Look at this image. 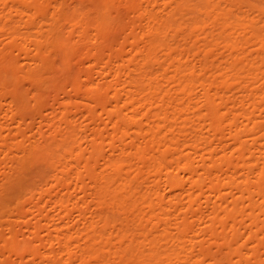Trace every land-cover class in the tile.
Returning <instances> with one entry per match:
<instances>
[{"label": "bare ground", "instance_id": "6f19581e", "mask_svg": "<svg viewBox=\"0 0 264 264\" xmlns=\"http://www.w3.org/2000/svg\"><path fill=\"white\" fill-rule=\"evenodd\" d=\"M123 1L0 0V262L264 264V0Z\"/></svg>", "mask_w": 264, "mask_h": 264}, {"label": "rangeland", "instance_id": "374dc122", "mask_svg": "<svg viewBox=\"0 0 264 264\" xmlns=\"http://www.w3.org/2000/svg\"><path fill=\"white\" fill-rule=\"evenodd\" d=\"M123 2H124V4H123ZM125 4H126V2L122 0V4H121V6L124 7ZM126 8H128V7H126V5H125V7H124L123 10H122V14H121L120 16L124 17V16L127 15L126 12L128 11V9H126ZM124 10H125V11H124ZM126 10H127V11H126ZM130 10H131V9H130ZM130 10H129V11H130ZM129 11H128V13H129ZM131 11H132V10H131ZM131 11H130V13H129V14H130V15H129L130 19H128V20L126 19L127 21H129V20L131 21L132 18L134 17V16H133V13H132ZM125 13H126V14H125ZM131 13H132V14H131ZM124 14H125V15H124ZM131 15H132V16H131ZM126 17L129 18L128 15H127ZM118 28L121 29V30L119 31ZM118 28H117V30H114L113 32H116V31H117V32H119V34H120L121 36L125 35L124 32L122 31V30H123L122 27H118ZM124 31H125V30H124ZM117 32H116V33H117ZM126 32H129V31L126 30L125 33H126ZM122 34H123V35H122ZM82 51H84V49H82ZM15 52H16V54H15ZM15 52H14V55H16L15 57H17V56H18V53H17V51H15ZM12 54H13V53H12ZM80 56H81V55L78 56V54L75 56L76 59H77L78 61H81V60L83 59V56H82V58H80ZM75 57H74V60H76ZM78 61H75V62H78ZM20 63H21V62H20ZM20 63H19V64H20ZM20 65H21L22 67H20ZM20 65H18V66H19L21 69H23V70H27V69H28V68H27L28 66H27L26 64H23V62H22ZM86 65H88V63H87ZM45 75H46V74H45ZM95 76L98 78V75H97V74L94 75V78H96ZM33 83H34V84H33ZM40 83H41V82H39V81H36V83H35V81H31V80L29 81L28 79H26V80H24V81L22 82V84H23V85H22V89L29 93V94L27 93V97H28V99H31V100H29V104H30V106H31V104H34L35 98L38 96V93H39V95H43L44 97H46V98L48 99V102H49L50 104L53 103L54 105L56 104L55 106H57L58 102H59V101L61 100V98H62V97L60 98V96H62V93L59 94L55 88H53V87L51 88V86H45V84H42V83L40 84ZM23 86H24V87H23ZM39 86H40V87H39ZM25 87H26V88H25ZM41 88H42V89H41ZM41 90H43V91L41 92ZM44 91H45V92H44ZM30 92H31V93H30ZM47 92H48V93H47ZM32 93H33V95H32ZM40 93H41V94H40ZM71 93H73V92H71ZM73 94H74V93H73ZM54 95H55V97H54ZM59 95H60V96H59ZM29 96L32 97V98H30ZM58 96H59V97H58ZM63 96H64V94H63ZM74 99H75V98H74ZM77 99H79V98L76 97V101H77ZM52 100H54V101L52 102ZM81 101H82V100H81ZM79 102H80V100L77 101V103H76V105L78 104L77 106H74V107L72 106V109L70 108V111L72 110L71 113H74V116H73V117H77V115H80V116H81V114L84 116V113H83V112H85V110H86V112H85L86 114H85V115L88 114V113H87V109H85V108H87V106L82 105V103L84 104V102H80L81 104H80ZM74 104H75V103H74ZM74 104H73V105H74ZM79 106H80V107H79ZM78 107H79V108H78ZM80 108H82V110H81ZM77 109H78V110H77ZM76 110H77V111H76ZM83 110H84V111H83ZM79 112H80V113H79ZM99 112H100V111H99ZM34 113H35V112H34ZM43 113H44V116H45V117L48 115V112H43ZM71 113H70V114H71ZM75 113H77V114L75 115ZM78 113H79V114H78ZM31 114H33V112H32V113H28V118H27V113L25 114L26 116L24 115V117L26 118V119H25V120H26V121H25V124H26V125L24 124V125H23V128H24L25 126H27V127L24 128L25 131H26V132H25L26 135H31L32 133H31L30 131H31V130L33 131V125H34V130L37 129V128H35V127H37L38 124H40L39 122H41V120H42V118L40 119V117H41L40 114L36 113V115H39L38 117H37L36 115H34V116L32 115V116H31ZM45 114H47V115H45ZM29 115H30V116H29ZM72 115H73V114H71L70 116H72ZM48 116H49V117H52V115H51V116L48 115ZM80 116H78L77 118H81V117H83V116H81V117H80ZM102 116H103V117H101V118L104 119V120H106V119H105V118H106V115H102ZM104 116H105V117H104ZM32 117H34L33 119L35 120V122L33 121ZM35 117L37 118V120H36ZM98 117H99V116H98ZM31 119H32V120H31ZM38 120H39V121H38ZM81 120H82V118H81ZM81 120H80V121H81ZM84 120H85V119H83V122L86 123L85 125H87V126H83V125H82V126L85 127L86 132L90 130L91 133H95V132L97 131V128L94 127L95 125L92 127L93 124H91V126L89 125V123H90L89 120H90V119H87L86 122H85ZM6 121H7V120H6ZM9 121H10V120H8V123H9ZM87 121H89V123H88ZM33 122H34V123H33ZM11 123H12V122H11ZM11 123H10V125H12ZM30 123H31V124H30ZM32 123H33V124H32ZM84 123H83V124H84ZM13 124H15V123H13ZM29 124H30V125H29ZM12 126L15 127V125H12ZM89 126L92 127V128H90ZM14 127H13V128H14ZM16 127H17V126H16ZM10 128H12V127L10 126ZM13 128H12V130H11V129L9 130L10 132H5L6 135H7V133L9 134V133L14 132V133H12L13 135H12V134L7 135V137H10V140H11V139H15V138H19V136H21V133H20V134L17 133L18 136H16V135H15V134H16V133H15V132H16L15 129H17V128H14V131H13ZM45 128H46V127H44V129H45ZM47 128H48V127H47ZM47 128H46L45 130H48ZM88 128H89V129H88ZM109 128H110V127H109ZM28 129H29V130H28ZM87 129H88V130H87ZM92 129H93V130H92ZM103 129H104V127L102 128V126H101V127H100V130H103ZM104 130H105V131H104ZM104 130H103V131L106 132V129H104ZM28 131H29V132H28ZM27 132H28V133H27ZM33 132H34V131H33ZM87 133H89V132H87ZM87 133H86V134H87ZM91 133H90L89 135H92ZM105 134H106V133H105ZM10 135H11L12 137H11ZM14 137H15V138H14ZM8 139H9V138H8ZM19 139H20V138H19ZM84 145H85V144H84ZM84 145H83V146H84ZM110 152H111V151H103V154H106V153L109 154ZM9 153H10V154H8L9 156L7 157V158H9V159H10V157H14V154H15V156L18 155L19 157H23V155H24V153H23L22 151H10ZM86 153H87V154H86V157H88V156L91 154L90 151H87ZM89 153H90V154H89ZM88 154H89V155H88ZM2 155H3V154H0V160H3L2 158H4V156H2ZM38 155L41 156L42 154L40 153V154H38ZM38 155H37L36 157L40 158ZM87 155H88V156H87ZM24 156H25V155H24ZM90 157H91L92 159H94V160H93L94 163H97V161L95 160V159H96V158H95V155H93V157H92V156H90ZM100 157H101V156H100ZM40 160L42 161V159H40ZM40 160H38V161H40ZM95 161H96V162H95ZM2 166H4V164H3ZM0 168H1L0 171L2 170V172H0V177H1V178H0V186H1V183H2V181H4V178H5V173H4L5 169H4L3 167H1V165H0ZM34 169H35V168H34ZM3 170H4V171H3ZM35 170H36V169H35ZM2 173L4 174V176H3ZM33 174H34V173H33ZM33 174H32V175H33ZM30 175H31V173H30ZM30 175H28V176H22L23 178H22L21 176L18 175L19 177H18V176H17V177H18L20 180H18V179H17V180H18V182H23V180L29 182V181L32 179ZM3 177H4V178H3ZM13 177H14V176H13ZM24 177H25L26 179H25ZM2 179H3V180H2ZM14 180H15V179H13V183H15ZM4 182H5V181H4ZM11 182H12V178L10 179V183H11ZM18 182H17V183H18ZM3 184H4V183H2V185H3ZM13 186H14V185L10 186V189L5 190V192H7L8 195H10V193H12V191L15 189V188H14L15 186H14V187H13ZM2 187H3V186H2ZM11 187H13L14 189L12 190ZM5 189H6V188H5ZM10 190H11V191H10ZM8 199H9V196H8ZM28 206H29V205H28ZM7 219H8V218H5V221H6ZM8 222H9V221H8ZM16 226H17V224H16ZM4 227H6V226H4ZM18 227H20V226L18 225V226H17V229H18ZM1 228H2V227H1ZM1 228H0V229H1ZM5 229L7 230V227L4 228V229H2L1 233L4 232L3 235H5V232H6L5 237H7V235H8L7 233H8V231H6ZM8 236H9V235H8ZM5 237H4V238H5ZM20 238L22 239L23 237L21 236ZM20 238H19V239H20ZM5 239H6V238H5ZM23 239H24V238H23ZM24 240H25V239H24ZM1 243H2V241H1ZM1 243H0V245H1ZM2 244H3V243H2ZM250 245H251V244H250ZM250 245H249V246H250ZM261 250H262V249H260V252H263V251H261ZM3 251H5V250H3ZM5 252H6V255H5L6 257H8L7 255H10V256H9L10 258H9V260H8V261H9L8 264H14V261H13V260H15V258H17V256L14 255V254H10L8 251H5ZM7 252H8V254H7ZM259 255H261L262 257H264V253H263V254H259ZM13 256H14V257H13ZM6 257H4V258H6ZM259 257H260V256H259ZM27 258H28V257H26V260H25L26 263L28 262V261H27V260H28ZM253 258H256V257H253ZM1 259H2V258H1ZM2 260H3V259H2ZM2 260H0V261H2ZM254 260H255V259H254ZM254 260H253V261H254ZM26 263H25V264H26ZM250 263L253 264L252 261H250ZM0 264H5V263H4V262H3V263L0 262ZM29 264H30V263H29Z\"/></svg>", "mask_w": 264, "mask_h": 264}]
</instances>
